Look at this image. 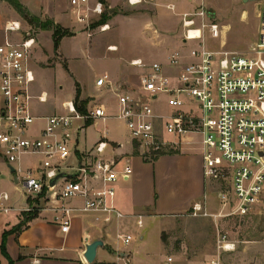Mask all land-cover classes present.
Returning <instances> with one entry per match:
<instances>
[{
	"label": "built area",
	"instance_id": "1",
	"mask_svg": "<svg viewBox=\"0 0 264 264\" xmlns=\"http://www.w3.org/2000/svg\"><path fill=\"white\" fill-rule=\"evenodd\" d=\"M126 1L138 6L146 0ZM70 6L77 22L85 25L106 12L101 1L91 5V0H70ZM258 17V39L248 53L224 48L209 51L203 46L206 35L220 39L223 29L201 3L195 11L181 15L182 49L189 43L201 46L191 47L188 55L180 49L169 53L164 63L132 61V66L148 67V71L131 92L121 93L108 75L96 80L97 88L116 96L117 115L108 114L104 105L83 115L71 101L64 104L66 113L45 118L35 116L30 106V87L35 82L30 57L36 40L28 34L22 42H13L7 35L20 32L21 23L8 22L6 40L0 44V163L10 172L14 169L11 174L17 177L16 189L21 185L30 195L19 209L10 194L0 192V214L51 211L63 233L70 231L76 214L93 213L108 225L126 219L116 206L117 184L130 180L132 174L126 155L117 154L118 147L105 137L91 150L77 149V137L85 132L88 120L115 118L124 123L131 146L143 159L177 153L183 144L199 152L206 185L212 186L221 209L209 213L205 193L203 202L193 205V217L223 220L254 215L264 204V3ZM100 27L104 32L108 25ZM162 96L170 110L166 114L156 113L153 105ZM38 100L45 103L46 94ZM39 120L44 121V127L35 134ZM25 156L42 160L34 169L23 168ZM60 174L67 177L51 185ZM72 199H81L82 206H70ZM38 200L43 203L37 204ZM51 200L59 205L47 207ZM134 218L142 228L146 215ZM117 238L125 246L134 240L131 233L119 232ZM216 244L218 253L210 264H220L222 253L236 249V242L222 230H218Z\"/></svg>",
	"mask_w": 264,
	"mask_h": 264
},
{
	"label": "rangeland",
	"instance_id": "2",
	"mask_svg": "<svg viewBox=\"0 0 264 264\" xmlns=\"http://www.w3.org/2000/svg\"><path fill=\"white\" fill-rule=\"evenodd\" d=\"M18 1L30 17L38 19L37 22L52 24L53 28L58 27L74 35L63 38L58 50L55 51L52 31L43 30L36 24L30 25L7 0L0 1V44L4 43L3 40L6 36L4 27L7 21H19L21 23V31L10 33L8 36L13 42H22L28 34L36 40V46L30 57L35 75V82L30 87L31 96H34L31 100V110L34 115L52 114L53 111L57 114L66 113L64 104L71 101L75 102L77 90L81 94V101H89L88 110L99 105H105L108 114L117 115V98L108 89L96 88V78L103 75H108L110 78L113 75L121 77L123 72H131L133 76L138 78L139 83V76L148 71V67L145 69L132 67L125 60L143 58L144 63L148 64L154 58V47L165 38L178 39L182 45L181 15L195 11L201 3L209 11L211 18L223 29L220 39H213L206 35L203 42L204 48L209 51L225 49L238 53H248L258 39L260 24L258 15L264 3V0H146L138 6H130L126 0H91V5L101 1L107 11V25L110 26V29L103 32L101 27L96 24L100 20L98 17L91 19L86 25L78 23L70 6V0ZM168 5H174L175 10L168 9ZM112 46H116V50L110 49ZM194 46L201 45L189 43L185 46L186 48L180 49L179 52L188 55L190 48ZM118 49L119 51H117ZM175 51L173 49L169 53L173 54ZM169 69L167 67L165 70L168 75H170ZM43 93L47 97L45 103L38 100V96ZM153 105L158 114H166L170 111L163 96ZM92 122L93 124L86 127L85 132L77 137L78 150H91L108 131L109 134L106 138L110 142L116 139L123 143L121 150L126 152L125 155L127 154L125 159H130L132 152L135 155L138 154L136 147H131V137L122 121L110 118L106 123L99 122L97 124L94 123V120ZM75 124L84 123L76 122ZM165 138H170V136L165 134ZM180 152V150L177 151V153ZM41 160L42 158L38 156H25L20 166L34 169ZM73 162H75L74 159ZM13 181L14 175L4 165L0 164V191L8 192L16 208H18L26 201L30 193L23 190L21 185L17 186V190ZM22 192L26 193L27 196ZM206 194L208 212L218 213L221 205L209 183ZM42 203L43 200L37 201V204ZM27 216L33 219L35 216H39V213L37 211L31 212L29 215L22 213L19 216L18 224L24 221ZM8 219H11L10 215L0 214V236L8 228ZM156 220L163 222V224H172V220L175 219L173 216H156ZM181 220L214 219L193 217L190 213L186 219ZM223 220L221 230L227 232L231 240L240 243L237 244V250L249 248L251 252L253 251L250 262L252 264H261V262L264 264V204L254 215L249 217H228ZM181 222L183 221L175 222L177 229L173 232L164 226V230H166L162 236L166 247L164 252L161 248L160 229L157 227L154 230V254L159 251L158 254L154 255L157 264H166L165 261L168 257L176 259V262L172 264H182L180 256L176 254L179 253L182 246L187 248L183 251L184 261L187 255L195 251L196 247L202 245L206 249L208 245H211L212 240L209 236L203 235L201 238V235H198L197 237L185 238L183 235L184 224ZM118 231L121 234L131 233L135 239H138L140 234L136 227L126 230L122 226L119 230L114 231L115 235L119 233ZM13 234H9L7 238ZM259 251L262 253H255ZM211 252L213 253V251ZM217 253L218 251L215 252V254ZM259 254H263V256ZM232 259L227 256L225 261L227 264H232L234 261ZM1 261V264H6L3 257ZM235 264L242 263L235 261Z\"/></svg>",
	"mask_w": 264,
	"mask_h": 264
},
{
	"label": "crops",
	"instance_id": "3",
	"mask_svg": "<svg viewBox=\"0 0 264 264\" xmlns=\"http://www.w3.org/2000/svg\"><path fill=\"white\" fill-rule=\"evenodd\" d=\"M8 38L11 40L10 37ZM5 40L6 36L3 41L5 42ZM178 41V39L172 38L162 39L154 47L153 60L146 64L166 62L170 50L182 49V45ZM142 59L133 58L125 61L132 66V61ZM111 80L121 93L131 92L139 84L138 78L133 76L131 72H123L121 77L113 75ZM55 114L57 113L53 111L52 114L41 113L35 116L45 118ZM107 121L97 120L94 123H106ZM43 127L44 121L39 120L36 125L37 133L35 134H38ZM108 134L107 131L102 138H106ZM111 143L118 147L117 154L125 155L126 152L121 150L123 148L122 142L114 139ZM86 150L88 149L82 151ZM131 154L132 157L127 159L132 168L131 179L125 182L119 181L117 184L116 206L127 216L126 219L108 225L103 220H98L93 213L76 214L73 217L70 231L63 233L60 225L55 220V213L42 211L22 232L7 238L6 250L13 264H157L154 255L158 254L159 251L154 254L153 232L159 227L161 248L164 252L166 249L162 239L163 233L166 231L164 229L167 228L171 232L175 231L177 229L175 222L178 221H183L181 223L184 224L183 235L185 238L197 237L198 235H201L202 238L205 235L212 240L211 245H208L206 249L202 245L196 247L195 251L187 255V260L184 259V261L183 251L187 248L182 246L179 253H176L180 256L181 263L210 264V261L214 260L217 255L215 252L217 251L218 230L223 228L224 220H181L190 215L195 203L203 202V197L207 192L206 180L203 174V161L199 152L194 150L192 145L183 144L180 153L162 155L155 161H145L139 154L135 155L133 152ZM68 203L70 206L77 208L82 206L81 199H72ZM57 205H59L58 202L53 203L51 200L47 207L53 208ZM18 208L20 209V207ZM21 214L19 211L8 214L11 219H8V228L1 235L19 223ZM140 214L146 215L142 228L136 226L134 218L135 215ZM156 216H173L175 220H172V224H163V222L156 220ZM122 226L126 230L136 227V230L138 229L140 232L139 238L135 239L134 237V240L128 246L123 245L118 240L117 234L114 233ZM97 240H102L104 245L97 249L95 260L88 263L85 258L86 248ZM237 244L240 243L236 242L235 251L221 254L220 264H227L225 261L227 256L233 258L232 264H235V261L242 264H252L250 258L253 251L251 252L249 248L237 250ZM255 253H262V251ZM259 255L263 256V254ZM2 257L6 264H10L9 259L3 256L1 252L0 264ZM169 258L171 257L166 259V264H168ZM171 259L172 263L176 262V259Z\"/></svg>",
	"mask_w": 264,
	"mask_h": 264
},
{
	"label": "trees",
	"instance_id": "4",
	"mask_svg": "<svg viewBox=\"0 0 264 264\" xmlns=\"http://www.w3.org/2000/svg\"><path fill=\"white\" fill-rule=\"evenodd\" d=\"M10 5L19 13L21 14L25 20L30 24H36L38 27H41L43 30L46 31H52V38H53V42H54V46H55V51L58 50L60 42L63 38L65 37H70V36H74L71 33L64 31L58 27L53 28L52 24H42L41 22H37L38 19L35 17H30V15H28V13H26L25 9L23 8V5L18 1V0H7ZM107 12V11H106ZM106 12L100 17V20L96 23L97 26H102V25H106L108 19L106 18ZM80 92L77 90L76 93V99H75V104L76 107L78 109V111L83 114L86 115L88 113V109H87V105L89 103V101H81L80 100ZM93 122L92 120H88L85 124V127H88L90 125H92ZM176 152H167V153H163L161 155H159L158 157H156L153 160H149V159H144L145 161H154L157 158H159L162 155H166V154H175ZM27 215H29V213H26ZM38 216H35L33 219L29 218L28 216L25 217L24 221H22L20 224H18L17 226L13 227L10 231H5L1 236H0V252L3 256H5L6 258L9 259L10 264H13L12 260L10 259L7 250H6V240H7V236L9 234H18L20 232H22L25 228L28 227L29 223L32 222L34 219H36Z\"/></svg>",
	"mask_w": 264,
	"mask_h": 264
},
{
	"label": "water",
	"instance_id": "5",
	"mask_svg": "<svg viewBox=\"0 0 264 264\" xmlns=\"http://www.w3.org/2000/svg\"><path fill=\"white\" fill-rule=\"evenodd\" d=\"M1 1H3V0H1ZM13 172H14V169L11 168V173H13ZM63 177H67V175H65V174H60L59 176H57L55 179H53V180L51 181V185H54L55 182H56L58 179L63 178ZM17 182H18V181H17V177L14 176V183L17 184ZM103 245H104V243H103L102 240H97V241H95V242H93V243H91V244H89V245L87 246V248H86V252H85V258H86V260H87L88 263H92V262L95 260V258H96V254H97V249H98L99 247H102Z\"/></svg>",
	"mask_w": 264,
	"mask_h": 264
},
{
	"label": "bare ground",
	"instance_id": "6",
	"mask_svg": "<svg viewBox=\"0 0 264 264\" xmlns=\"http://www.w3.org/2000/svg\"><path fill=\"white\" fill-rule=\"evenodd\" d=\"M171 7L172 8H175V6L174 5H171ZM167 8H169V6H167ZM110 29V26L108 25V27L104 30V31H107V30H109ZM223 45H225V43L223 42ZM110 49H112V50H116V48L115 47H111Z\"/></svg>",
	"mask_w": 264,
	"mask_h": 264
}]
</instances>
